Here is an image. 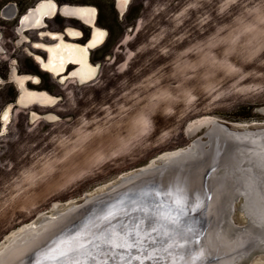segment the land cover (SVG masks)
I'll return each mask as SVG.
<instances>
[{
	"label": "rangeland",
	"instance_id": "374dc122",
	"mask_svg": "<svg viewBox=\"0 0 264 264\" xmlns=\"http://www.w3.org/2000/svg\"><path fill=\"white\" fill-rule=\"evenodd\" d=\"M38 1L0 0V246L42 214L205 141L204 117L264 126V0H130L123 11L115 0H52L95 8L96 27L118 38L107 58L95 53L106 41L92 52L90 82L72 75L77 65L63 81L37 63L46 53L36 44L55 43L50 32L79 30L81 41L65 40L80 45L90 35L89 24L62 14L19 34V19ZM9 7L13 18L2 15ZM25 90L51 99L27 107ZM238 207L233 220L244 228ZM263 262L256 249L236 264Z\"/></svg>",
	"mask_w": 264,
	"mask_h": 264
},
{
	"label": "water",
	"instance_id": "95a60500",
	"mask_svg": "<svg viewBox=\"0 0 264 264\" xmlns=\"http://www.w3.org/2000/svg\"><path fill=\"white\" fill-rule=\"evenodd\" d=\"M41 1L43 0H39L25 15L35 11ZM115 1L120 11H123L124 6L122 0ZM63 6L59 5L60 8ZM13 11L16 15L17 9L13 8ZM23 16L19 19V24H21ZM45 27L46 25L40 27L38 30L43 31ZM47 58L48 56L46 54L45 58L42 59L46 61ZM37 63L40 65L39 62ZM67 73L69 74L68 70ZM16 75L13 71V79ZM55 77L61 78L63 74ZM253 126L259 125L239 126L215 120L212 124L208 125L205 134L206 140L204 141L202 138L197 139L190 146L192 149L197 150L195 154L201 153L202 157L185 161L184 163L181 162L179 166L176 165L172 168L154 165L152 169H158L156 173H146L138 177V179L134 178L137 174L142 173L143 170H134L122 176L113 184L115 186L122 181L133 180L125 189L95 202L86 203V200L90 198L89 195H86L85 199L80 203H69L66 206L75 205L76 207H81L78 213H83V216L74 224L59 232L47 244H51L62 238H67L69 234H74V230L79 229L81 224L86 222L88 217L100 206L107 204L109 201L115 202V196L118 193L151 187L153 184L157 185V187H166L180 180L179 182L184 188L186 195L191 196L190 205L195 206L198 203L202 205L201 208H197V215L194 219L190 216L188 222L181 225V230L184 235L175 242L177 255L182 257V261H184L187 255H190L192 249L201 242L204 230L210 223L209 217L207 216V203L214 185L219 182V178L214 176V174L211 175V173L218 168L221 169V166L227 162L231 163L229 165L230 172L235 174V181L232 186L235 194L230 201L229 208L225 212L224 225L230 229L237 230L238 227L233 220L235 204H239L238 209L244 214L247 225L251 223L256 224L257 222L264 223V196L260 193L261 182L264 178V126ZM97 192L99 193V191ZM181 206V202L179 201L174 204V207ZM164 214L174 219L171 210L166 208ZM44 215V218H48L49 216L47 213ZM261 251H264V248ZM34 253L29 256L28 264H33L35 258ZM133 255H135V252H133ZM40 259H44L43 255H40ZM148 264H151V262H148Z\"/></svg>",
	"mask_w": 264,
	"mask_h": 264
},
{
	"label": "snow or ice",
	"instance_id": "6c2138e0",
	"mask_svg": "<svg viewBox=\"0 0 264 264\" xmlns=\"http://www.w3.org/2000/svg\"><path fill=\"white\" fill-rule=\"evenodd\" d=\"M179 181L118 193L115 202L100 206L74 234L36 244L33 264H183L175 242L184 235L181 225L194 219L202 205H190L191 196ZM177 201L181 207H174ZM166 208L174 219L164 214Z\"/></svg>",
	"mask_w": 264,
	"mask_h": 264
},
{
	"label": "bare ground",
	"instance_id": "6f19581e",
	"mask_svg": "<svg viewBox=\"0 0 264 264\" xmlns=\"http://www.w3.org/2000/svg\"><path fill=\"white\" fill-rule=\"evenodd\" d=\"M68 8L73 12L77 10L76 7ZM7 12H9V15H6ZM2 15L6 18H13L15 16L13 7L3 10ZM67 70L68 68L63 73V77H67L66 81L73 80L68 77ZM215 120L211 117H204L198 122L199 125L208 126ZM196 125L194 130H196ZM190 129L191 127L189 128L191 133ZM196 151L189 147L188 150L163 154L160 158L162 166L172 168L176 165L179 166L181 162L184 163L185 161L202 157L201 153H198L199 155L195 154ZM230 164V162L224 163L221 169L218 168L211 173V175L214 174V176L219 178V182L214 185L207 203V216L210 223L204 230L201 242L192 249L190 255H187L183 264H236L247 258L256 249L261 250L264 248V223H251L244 228H237V230L230 229L224 225L225 212L229 208L230 201L235 194L232 187L235 181V174L230 172ZM154 165L152 162L148 167L142 169V173L137 174L134 179H138V177L146 173H156L158 169H152ZM131 181L133 180L122 181L113 186L109 191H104L107 190L104 189L103 191H99V193L95 192L89 195L90 198L86 200V203L111 196L113 193L115 194L117 191L125 189ZM261 183L260 193L264 196V178ZM79 209L81 207L70 205L66 206L60 213L51 214L48 218H44L45 215L42 214L43 217L41 216L38 222L25 225L19 230L12 232L7 238V242L0 246V264H14L18 258L22 259L23 264H28L29 256L35 252V245L49 243L59 232L79 220L83 216V213H78Z\"/></svg>",
	"mask_w": 264,
	"mask_h": 264
},
{
	"label": "flooded vegetation",
	"instance_id": "af4514ba",
	"mask_svg": "<svg viewBox=\"0 0 264 264\" xmlns=\"http://www.w3.org/2000/svg\"><path fill=\"white\" fill-rule=\"evenodd\" d=\"M129 1L130 0H127V2H125V0H122L124 9L127 7ZM68 7H76L77 10L73 12ZM66 11L75 13L73 17L68 18H76L92 26L93 35L90 41L87 44L80 45L66 41L64 34L62 33L50 32L49 34L55 39V43L51 45L42 43L36 44L37 48L46 51L48 56L46 61H43L41 57H37V60L43 70L51 72L54 76L63 74L71 64L77 65L79 67L78 71L72 75H75L77 80L88 79L86 82H90L96 69L90 63L89 48L94 49L97 46L102 45L106 40V32L103 29L96 27L97 12L95 8L76 5H64L60 8L59 5L52 0H43L39 3L35 11L23 16L20 27L18 28V33L22 34L27 30L39 29L40 27L45 26L47 19L52 18L57 14L65 16L64 13ZM6 15H9V12H7ZM67 32L71 36L81 35L80 32L74 29H68ZM72 75L69 74L68 77L74 79ZM26 77L27 76L16 75L14 80L19 84H24L27 82ZM66 78L67 77H63L62 80L66 81ZM50 99V96L43 92L25 90L20 97V103L28 107L33 104L47 103Z\"/></svg>",
	"mask_w": 264,
	"mask_h": 264
},
{
	"label": "trees",
	"instance_id": "16d2710c",
	"mask_svg": "<svg viewBox=\"0 0 264 264\" xmlns=\"http://www.w3.org/2000/svg\"><path fill=\"white\" fill-rule=\"evenodd\" d=\"M27 8H25V9H27ZM21 11H24V10H21ZM131 11L132 10H130L128 12V15L126 16V20L129 18ZM98 23L101 24V22H100L99 19H98ZM107 28H108V32H109L108 38H107L106 42L104 43V45L99 50H97L95 52V53H97V52H102L103 53V57L101 58V60H103V59H105V58H107L109 56V52L111 51V49L113 48V46L116 44V41L118 39L113 34L112 29L110 27H107Z\"/></svg>",
	"mask_w": 264,
	"mask_h": 264
},
{
	"label": "crops",
	"instance_id": "0c3cea01",
	"mask_svg": "<svg viewBox=\"0 0 264 264\" xmlns=\"http://www.w3.org/2000/svg\"><path fill=\"white\" fill-rule=\"evenodd\" d=\"M89 28H90V35L88 36V38L83 42V44H87L89 41H90V39H91V37H92V35H93V29H92V26H90L89 25ZM76 31H78V32H80L81 33V35L80 36H71V35H69V33L66 31V32H64V33H62V34H64V37L66 38V37H70V39H73V40H77V41H81L82 39H83V34H82V32L81 31H79V30H76ZM105 31V30H104ZM106 32V31H105ZM107 36H108V34H107V32H106V39H107ZM106 41V40H105ZM104 41V42H105ZM82 44V45H83ZM101 46V45H100ZM100 46H97L96 48H98V47H100ZM96 48H94V49H91L90 51H89V57H91V54H92V52L96 49ZM94 67V66H93Z\"/></svg>",
	"mask_w": 264,
	"mask_h": 264
},
{
	"label": "clouds",
	"instance_id": "9594fccd",
	"mask_svg": "<svg viewBox=\"0 0 264 264\" xmlns=\"http://www.w3.org/2000/svg\"><path fill=\"white\" fill-rule=\"evenodd\" d=\"M206 59H212V58H210V57H206ZM212 63H213V64H215V61H214V59H212ZM189 67H191V68H192V70H195V66H189Z\"/></svg>",
	"mask_w": 264,
	"mask_h": 264
}]
</instances>
